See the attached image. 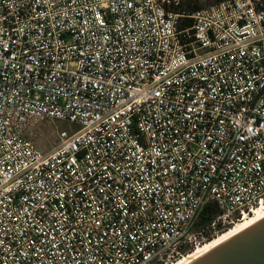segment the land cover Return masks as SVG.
I'll list each match as a JSON object with an SVG mask.
<instances>
[{
	"label": "built area",
	"instance_id": "obj_1",
	"mask_svg": "<svg viewBox=\"0 0 264 264\" xmlns=\"http://www.w3.org/2000/svg\"><path fill=\"white\" fill-rule=\"evenodd\" d=\"M179 4L0 0V264H172L264 204V0Z\"/></svg>",
	"mask_w": 264,
	"mask_h": 264
},
{
	"label": "water",
	"instance_id": "obj_2",
	"mask_svg": "<svg viewBox=\"0 0 264 264\" xmlns=\"http://www.w3.org/2000/svg\"><path fill=\"white\" fill-rule=\"evenodd\" d=\"M193 264H264V220Z\"/></svg>",
	"mask_w": 264,
	"mask_h": 264
},
{
	"label": "bare ground",
	"instance_id": "obj_3",
	"mask_svg": "<svg viewBox=\"0 0 264 264\" xmlns=\"http://www.w3.org/2000/svg\"><path fill=\"white\" fill-rule=\"evenodd\" d=\"M264 220V204L256 208L253 214L246 216L238 222L236 225L232 226L228 231L221 233L219 236L215 237L213 240L206 242L198 246L191 253L180 258L172 264H193L199 259L203 258L213 250L217 249L221 245L235 238L236 236L247 231L256 224Z\"/></svg>",
	"mask_w": 264,
	"mask_h": 264
},
{
	"label": "trees",
	"instance_id": "obj_4",
	"mask_svg": "<svg viewBox=\"0 0 264 264\" xmlns=\"http://www.w3.org/2000/svg\"><path fill=\"white\" fill-rule=\"evenodd\" d=\"M222 1L224 0H214L213 3L215 4ZM206 6L207 4L204 3V0H180L179 6L176 7L173 6L172 8L174 12L176 14L181 15L180 18L181 30L192 28L193 26L192 16ZM219 214H220V209L215 204L208 205L203 211L200 220V225H206L210 223Z\"/></svg>",
	"mask_w": 264,
	"mask_h": 264
},
{
	"label": "rangeland",
	"instance_id": "obj_5",
	"mask_svg": "<svg viewBox=\"0 0 264 264\" xmlns=\"http://www.w3.org/2000/svg\"><path fill=\"white\" fill-rule=\"evenodd\" d=\"M214 0H204L207 6L214 4ZM69 124L62 121L46 122L33 130V139L43 149H49L54 145L55 134L58 130H68ZM224 233V232H223Z\"/></svg>",
	"mask_w": 264,
	"mask_h": 264
}]
</instances>
